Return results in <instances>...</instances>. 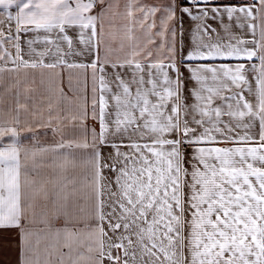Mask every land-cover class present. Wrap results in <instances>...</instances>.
Listing matches in <instances>:
<instances>
[{
    "label": "snow or ice",
    "instance_id": "obj_1",
    "mask_svg": "<svg viewBox=\"0 0 264 264\" xmlns=\"http://www.w3.org/2000/svg\"><path fill=\"white\" fill-rule=\"evenodd\" d=\"M0 264H264V0H0Z\"/></svg>",
    "mask_w": 264,
    "mask_h": 264
}]
</instances>
